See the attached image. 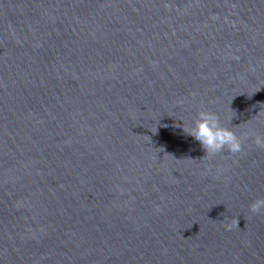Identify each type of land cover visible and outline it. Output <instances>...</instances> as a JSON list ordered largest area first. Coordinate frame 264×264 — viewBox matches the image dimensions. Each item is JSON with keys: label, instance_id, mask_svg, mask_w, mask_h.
I'll return each mask as SVG.
<instances>
[{"label": "water", "instance_id": "95a60500", "mask_svg": "<svg viewBox=\"0 0 264 264\" xmlns=\"http://www.w3.org/2000/svg\"><path fill=\"white\" fill-rule=\"evenodd\" d=\"M255 134L264 0H0V264H264Z\"/></svg>", "mask_w": 264, "mask_h": 264}, {"label": "clouds", "instance_id": "9594fccd", "mask_svg": "<svg viewBox=\"0 0 264 264\" xmlns=\"http://www.w3.org/2000/svg\"><path fill=\"white\" fill-rule=\"evenodd\" d=\"M238 59V57H235ZM254 70V69H253ZM193 96L196 93H192ZM182 105L184 101L176 102ZM184 132L199 141L206 155L204 157H214L225 150L231 154L240 153L243 150V142L237 134L230 128L221 124L220 117L217 113L201 109L190 127H183ZM249 134L245 133L244 138ZM255 145L264 150V135L255 134L253 138ZM250 212L253 214H264V197L257 198L250 205ZM238 226V220L234 222ZM233 224L226 225L228 231L232 230Z\"/></svg>", "mask_w": 264, "mask_h": 264}]
</instances>
